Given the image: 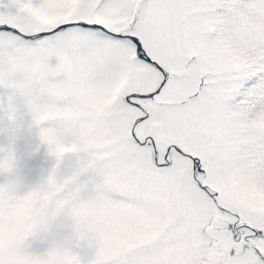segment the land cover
<instances>
[{
	"label": "snow or ice",
	"instance_id": "1",
	"mask_svg": "<svg viewBox=\"0 0 264 264\" xmlns=\"http://www.w3.org/2000/svg\"><path fill=\"white\" fill-rule=\"evenodd\" d=\"M0 138V264H264V0H0Z\"/></svg>",
	"mask_w": 264,
	"mask_h": 264
},
{
	"label": "trees",
	"instance_id": "2",
	"mask_svg": "<svg viewBox=\"0 0 264 264\" xmlns=\"http://www.w3.org/2000/svg\"><path fill=\"white\" fill-rule=\"evenodd\" d=\"M0 139L1 143L5 142L3 138ZM35 149L36 146H29L27 149H23L21 157L17 156V158L21 159L20 161L25 165L23 175L26 183L29 184L36 183L40 179L41 175L46 173L52 163V160L47 156L46 149L44 147L39 148V150H42L43 152V161L39 163L40 160L38 159V152L40 153V151ZM38 164H40L41 167Z\"/></svg>",
	"mask_w": 264,
	"mask_h": 264
},
{
	"label": "rangeland",
	"instance_id": "3",
	"mask_svg": "<svg viewBox=\"0 0 264 264\" xmlns=\"http://www.w3.org/2000/svg\"><path fill=\"white\" fill-rule=\"evenodd\" d=\"M0 143H1V141H0ZM38 143H39L38 138H36L34 136H29V135H27V133H22L20 138L16 142L17 156L21 157V152L23 151V149H27L29 146H36ZM40 148H43V146H41ZM39 151H40V153L38 152V159L40 160L39 161V163H40L41 161H43V152H42V150H39ZM17 160H18L19 170H20L21 174L23 175L25 165L20 161L21 159L17 158ZM34 163H37V162H34ZM38 165L41 167L40 164H38ZM2 179L3 178L0 177V180H2Z\"/></svg>",
	"mask_w": 264,
	"mask_h": 264
}]
</instances>
